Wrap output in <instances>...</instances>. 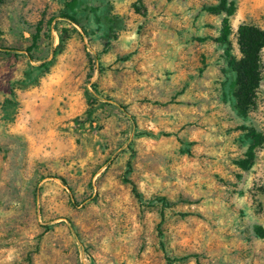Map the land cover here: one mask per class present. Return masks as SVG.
<instances>
[{"label":"rangeland","instance_id":"obj_1","mask_svg":"<svg viewBox=\"0 0 264 264\" xmlns=\"http://www.w3.org/2000/svg\"><path fill=\"white\" fill-rule=\"evenodd\" d=\"M241 24L264 0H0V264H264Z\"/></svg>","mask_w":264,"mask_h":264},{"label":"trees","instance_id":"obj_2","mask_svg":"<svg viewBox=\"0 0 264 264\" xmlns=\"http://www.w3.org/2000/svg\"><path fill=\"white\" fill-rule=\"evenodd\" d=\"M237 36L241 56L232 63L235 73L234 99L238 110L245 112L254 104L256 89L259 85L260 50L264 46V30L255 25L241 24L238 26ZM4 50L15 51L14 49ZM120 108L127 114L124 107L120 106ZM130 184L134 190V184L132 182ZM70 198L72 199L71 196Z\"/></svg>","mask_w":264,"mask_h":264}]
</instances>
